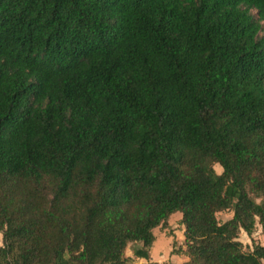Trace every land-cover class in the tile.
<instances>
[{"label":"trees","instance_id":"16d2710c","mask_svg":"<svg viewBox=\"0 0 264 264\" xmlns=\"http://www.w3.org/2000/svg\"><path fill=\"white\" fill-rule=\"evenodd\" d=\"M263 21L264 0H0V264L151 260L176 212L184 264H264L240 240L264 235Z\"/></svg>","mask_w":264,"mask_h":264},{"label":"rangeland","instance_id":"374dc122","mask_svg":"<svg viewBox=\"0 0 264 264\" xmlns=\"http://www.w3.org/2000/svg\"><path fill=\"white\" fill-rule=\"evenodd\" d=\"M252 12L257 15V10L253 9ZM264 25V21L262 22ZM264 34V28L261 31ZM218 173L223 171L219 165H215ZM233 216V211L226 210L217 213L220 222H225ZM183 214L176 212L172 214L168 220V225L165 227H157L154 230L156 241L154 244V257L162 264H184L186 263L187 254L184 244L185 239V226L182 223ZM240 240L243 242L246 250H252L255 243H264V235L262 233L261 225H257L256 231L252 237H249L245 232L240 235ZM3 244V235L0 233V246ZM139 246L138 243L129 244L126 250L129 264H141L140 259L135 256L134 250ZM150 262V260H149Z\"/></svg>","mask_w":264,"mask_h":264},{"label":"crops","instance_id":"0c3cea01","mask_svg":"<svg viewBox=\"0 0 264 264\" xmlns=\"http://www.w3.org/2000/svg\"><path fill=\"white\" fill-rule=\"evenodd\" d=\"M156 229V228H155ZM154 229V230H155ZM184 242H185V239H184ZM154 244H155V242H154ZM185 246V245H184ZM185 248H186V246H185ZM154 245H153V247H152V249H151V260L150 261H154V262H157L158 264H162L159 260H157L156 259V257H154ZM186 253V252H185ZM139 258V257H138ZM140 259V262H141V264H149V260H147L146 258H139ZM190 260V258L187 256V258H186V261L185 262H188Z\"/></svg>","mask_w":264,"mask_h":264}]
</instances>
